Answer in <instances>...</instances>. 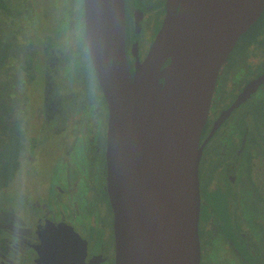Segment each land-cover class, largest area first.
I'll list each match as a JSON object with an SVG mask.
<instances>
[{
  "label": "flooded vegetation",
  "instance_id": "flooded-vegetation-1",
  "mask_svg": "<svg viewBox=\"0 0 264 264\" xmlns=\"http://www.w3.org/2000/svg\"><path fill=\"white\" fill-rule=\"evenodd\" d=\"M66 3L65 33L46 12L30 29L24 0H0V137L10 141L12 164L0 188V264H47L40 253L52 234L63 240L57 264H77L72 232L84 245L80 264H114L107 105L85 47L82 0ZM165 3L123 0L130 77L161 26ZM78 145L82 165L73 156ZM198 146V264H264V8L216 73ZM43 159L50 168L44 178L37 168Z\"/></svg>",
  "mask_w": 264,
  "mask_h": 264
},
{
  "label": "water",
  "instance_id": "water-1",
  "mask_svg": "<svg viewBox=\"0 0 264 264\" xmlns=\"http://www.w3.org/2000/svg\"><path fill=\"white\" fill-rule=\"evenodd\" d=\"M263 8L264 0H166L130 77L123 0H82L85 47L107 105L114 264L199 263V133L219 67ZM72 237L80 264L84 245ZM60 243V235L44 238L47 264H57Z\"/></svg>",
  "mask_w": 264,
  "mask_h": 264
},
{
  "label": "rangeland",
  "instance_id": "rangeland-1",
  "mask_svg": "<svg viewBox=\"0 0 264 264\" xmlns=\"http://www.w3.org/2000/svg\"><path fill=\"white\" fill-rule=\"evenodd\" d=\"M26 2V8L24 11V17L22 19L26 21L28 27L30 28V25L39 17H41L40 13L46 12L48 13L47 16L50 20L53 19V22L56 24V29L60 31L67 32L66 28V22H67V16H66V8L67 3L66 0H24ZM74 4H78V0H72ZM37 12V15L34 16V13ZM50 14V15H49ZM32 29V28H30ZM75 32V30L73 31ZM75 35V34H74ZM78 56V55H76ZM77 59V58H76ZM75 66H79L78 63H74ZM30 93H31V101L30 104H36L38 98H39V91H40V84L38 78L34 80L33 87H30ZM54 144L50 143L48 147H53ZM81 146H75L73 151V156L79 165L83 164V157H82V151ZM72 157V156H70ZM37 168L41 172V176L44 178L50 168H47V164L45 163V160H41L38 162ZM21 206V205H19ZM78 228L82 231V228L80 227V223L77 222ZM84 231V230H83ZM231 264V262L227 263ZM234 264V263H232Z\"/></svg>",
  "mask_w": 264,
  "mask_h": 264
},
{
  "label": "trees",
  "instance_id": "trees-1",
  "mask_svg": "<svg viewBox=\"0 0 264 264\" xmlns=\"http://www.w3.org/2000/svg\"><path fill=\"white\" fill-rule=\"evenodd\" d=\"M1 132L4 133L2 130ZM9 142L6 136L0 137V188L5 185L12 172V164L9 161L11 153Z\"/></svg>",
  "mask_w": 264,
  "mask_h": 264
}]
</instances>
